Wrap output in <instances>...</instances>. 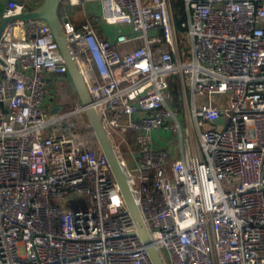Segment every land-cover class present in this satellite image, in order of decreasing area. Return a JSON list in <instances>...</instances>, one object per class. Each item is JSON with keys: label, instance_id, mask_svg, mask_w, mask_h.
I'll use <instances>...</instances> for the list:
<instances>
[{"label": "built area", "instance_id": "2783aa9c", "mask_svg": "<svg viewBox=\"0 0 264 264\" xmlns=\"http://www.w3.org/2000/svg\"><path fill=\"white\" fill-rule=\"evenodd\" d=\"M59 9L164 264H264V0ZM62 61L45 20L3 28L0 264H152Z\"/></svg>", "mask_w": 264, "mask_h": 264}, {"label": "water", "instance_id": "95a60500", "mask_svg": "<svg viewBox=\"0 0 264 264\" xmlns=\"http://www.w3.org/2000/svg\"><path fill=\"white\" fill-rule=\"evenodd\" d=\"M7 1L9 0H0V35L3 28L16 18L21 20L43 19L50 26L63 57L62 63L66 66L73 87L81 103L85 107L86 114L95 133L97 142L108 160L111 172L118 184L120 192L134 222L135 233L140 237L142 243L144 244L152 264H164L162 257L155 244L152 242L149 232L143 222L142 216L136 205L133 192L129 186L127 175L117 159L96 110L90 104V96L82 78L78 63L62 29L61 20L58 14L59 0H43L42 4L34 10L22 13L13 18H2L1 13L5 2Z\"/></svg>", "mask_w": 264, "mask_h": 264}, {"label": "rangeland", "instance_id": "374dc122", "mask_svg": "<svg viewBox=\"0 0 264 264\" xmlns=\"http://www.w3.org/2000/svg\"><path fill=\"white\" fill-rule=\"evenodd\" d=\"M76 9H77V7H67L66 8V13H68L71 16V15L74 14V12H75ZM90 10H91V8H90ZM62 13H63L62 9H59L58 14H59L60 17L62 16ZM176 32H177V37H178V43H179V46H180V51H181V53H184L185 54L186 52L189 51L188 49L190 47V44H189V42L186 43V41H185L186 40V37L184 35V32H183V30L178 25L176 26ZM181 59L184 61L183 54L181 55ZM180 122H181L182 127H183V125H184L183 116H180ZM158 135H160L164 139L165 138L166 139L167 138H172V134L170 132H166L165 133L163 130L157 131L155 133V136H158ZM174 139H177V137H174ZM162 143H164V141Z\"/></svg>", "mask_w": 264, "mask_h": 264}, {"label": "crops", "instance_id": "0c3cea01", "mask_svg": "<svg viewBox=\"0 0 264 264\" xmlns=\"http://www.w3.org/2000/svg\"><path fill=\"white\" fill-rule=\"evenodd\" d=\"M43 0H30L29 11L38 8L42 4Z\"/></svg>", "mask_w": 264, "mask_h": 264}, {"label": "bare ground", "instance_id": "6f19581e", "mask_svg": "<svg viewBox=\"0 0 264 264\" xmlns=\"http://www.w3.org/2000/svg\"><path fill=\"white\" fill-rule=\"evenodd\" d=\"M81 72V71H80Z\"/></svg>", "mask_w": 264, "mask_h": 264}]
</instances>
